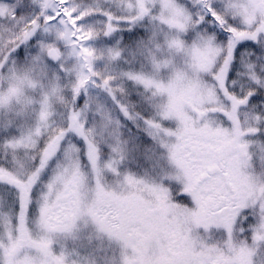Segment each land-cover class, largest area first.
I'll list each match as a JSON object with an SVG mask.
<instances>
[{
	"label": "snow or ice",
	"instance_id": "snow-or-ice-1",
	"mask_svg": "<svg viewBox=\"0 0 264 264\" xmlns=\"http://www.w3.org/2000/svg\"><path fill=\"white\" fill-rule=\"evenodd\" d=\"M0 264H264V0H0Z\"/></svg>",
	"mask_w": 264,
	"mask_h": 264
}]
</instances>
